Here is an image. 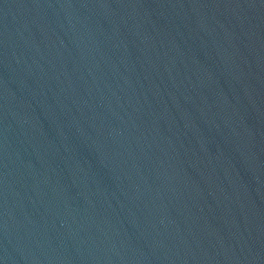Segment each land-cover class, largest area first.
<instances>
[{
    "label": "water",
    "instance_id": "water-1",
    "mask_svg": "<svg viewBox=\"0 0 264 264\" xmlns=\"http://www.w3.org/2000/svg\"><path fill=\"white\" fill-rule=\"evenodd\" d=\"M0 264H264V0H0Z\"/></svg>",
    "mask_w": 264,
    "mask_h": 264
}]
</instances>
